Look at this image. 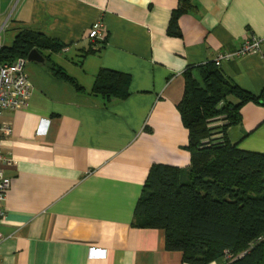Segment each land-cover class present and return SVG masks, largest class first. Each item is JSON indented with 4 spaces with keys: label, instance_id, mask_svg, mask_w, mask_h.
Instances as JSON below:
<instances>
[{
    "label": "crops",
    "instance_id": "1",
    "mask_svg": "<svg viewBox=\"0 0 264 264\" xmlns=\"http://www.w3.org/2000/svg\"><path fill=\"white\" fill-rule=\"evenodd\" d=\"M178 0H0V49L20 30L61 43L25 62L27 104L5 111L2 149L10 188L0 223V264H189L165 249V231L132 224L152 164L186 168L188 131L177 104L184 73L231 55L222 73L241 89L264 92V51L237 56L243 41L264 37V0H194L168 34ZM103 24L96 48L90 28ZM95 49L86 53L89 48ZM50 61L76 86L55 77ZM100 69L129 75L128 96L91 94ZM236 103L238 100L230 98ZM225 138L264 153V105L245 102ZM208 264H224L217 259Z\"/></svg>",
    "mask_w": 264,
    "mask_h": 264
},
{
    "label": "trees",
    "instance_id": "2",
    "mask_svg": "<svg viewBox=\"0 0 264 264\" xmlns=\"http://www.w3.org/2000/svg\"><path fill=\"white\" fill-rule=\"evenodd\" d=\"M193 1L178 0L169 35H180L178 18L193 8ZM63 47L23 29L10 46L1 47L0 61L26 58L33 48L40 52ZM93 51L90 47L86 53ZM47 67L55 77L83 90L56 64L48 61ZM129 79L127 74L100 69L91 94L124 99ZM184 80L177 108L188 131L189 166L151 165L132 224L164 230L165 249L180 252L185 263L224 259V264H264V153L241 149L225 138L226 129L239 124L241 106L247 101L264 105V92L255 96L241 89L213 62L186 70ZM232 97L238 101L232 102Z\"/></svg>",
    "mask_w": 264,
    "mask_h": 264
},
{
    "label": "built area",
    "instance_id": "3",
    "mask_svg": "<svg viewBox=\"0 0 264 264\" xmlns=\"http://www.w3.org/2000/svg\"><path fill=\"white\" fill-rule=\"evenodd\" d=\"M103 24L95 23L88 32V39L91 46L96 48L101 38ZM1 30V27H0ZM264 51V37L251 35L247 37L238 51L237 56ZM231 55L227 52H220L213 60L215 66L220 67L221 63L228 60ZM26 58H18L13 62L0 61V223L4 218V202L7 191L10 188V177L5 173L7 166L14 164V160L9 153L2 149L3 138L11 134V124L3 122L1 115L5 111H14L24 107L31 94V85L25 72ZM3 239L0 233V242Z\"/></svg>",
    "mask_w": 264,
    "mask_h": 264
},
{
    "label": "water",
    "instance_id": "4",
    "mask_svg": "<svg viewBox=\"0 0 264 264\" xmlns=\"http://www.w3.org/2000/svg\"><path fill=\"white\" fill-rule=\"evenodd\" d=\"M26 60L27 61L43 63L44 62V57L36 48H33L32 50L29 51V53H28V55L26 57ZM243 254H241L240 256H242Z\"/></svg>",
    "mask_w": 264,
    "mask_h": 264
}]
</instances>
